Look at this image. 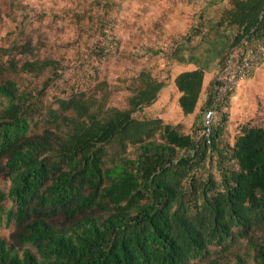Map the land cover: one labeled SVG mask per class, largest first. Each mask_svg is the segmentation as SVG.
<instances>
[{
    "label": "trees",
    "instance_id": "16d2710c",
    "mask_svg": "<svg viewBox=\"0 0 264 264\" xmlns=\"http://www.w3.org/2000/svg\"><path fill=\"white\" fill-rule=\"evenodd\" d=\"M211 24L199 19L170 53L179 63H197L174 79L177 109L193 118L188 133L161 118L137 117L166 85L149 68L128 87L123 109L109 104L106 82L90 94L57 98V107L43 112V91L0 79V177L9 182L0 187V224L12 227L0 238V264H191L208 257L207 264H253L231 252L240 240L264 264V126L241 124L234 143H225L236 85L215 94L230 57L264 39V0H229ZM234 26L198 106L211 56L193 59L184 47ZM16 50L0 46L3 73ZM20 70L44 77L46 88L61 65L31 60ZM208 108L215 116L206 137Z\"/></svg>",
    "mask_w": 264,
    "mask_h": 264
},
{
    "label": "rangeland",
    "instance_id": "374dc122",
    "mask_svg": "<svg viewBox=\"0 0 264 264\" xmlns=\"http://www.w3.org/2000/svg\"><path fill=\"white\" fill-rule=\"evenodd\" d=\"M191 10L183 0H0V46L18 49L4 60L0 79H16L33 93L43 91L39 98L43 112L55 109L57 98L74 91L90 94L97 84L106 82L109 104L123 109L131 94L128 87L141 69L149 68L166 85L158 101L137 117L161 118L188 133L193 118L183 117L177 109L170 53L173 42L192 26ZM45 59L60 62L61 70L43 88L44 77L34 78L20 67L26 61ZM257 90L255 98L246 94L250 98L240 108L242 115L234 112L238 106L233 99L225 143H234L241 124L264 126V84ZM0 187L7 189L9 182L0 177ZM3 205L8 207L10 202ZM11 231L3 220L0 238H8ZM231 252L256 264L242 240L233 244ZM208 259L191 264H207Z\"/></svg>",
    "mask_w": 264,
    "mask_h": 264
},
{
    "label": "crops",
    "instance_id": "0c3cea01",
    "mask_svg": "<svg viewBox=\"0 0 264 264\" xmlns=\"http://www.w3.org/2000/svg\"><path fill=\"white\" fill-rule=\"evenodd\" d=\"M183 1L191 6L192 10L190 13H191V17L193 18L192 26H195L196 23L199 22V19L201 20L208 19L209 26H211L212 25L211 23L215 22L219 18L221 9L224 7L229 8V0H183ZM192 26L190 27V29L192 28ZM236 32H237V28L235 26L226 29L221 27L217 31H211L210 34L204 33L203 36L201 37L200 36L195 37L191 44H188L186 47H184L186 53L190 52V56L194 55V57H192L193 59H195V55L197 54H201V55L204 54L205 56L208 57L211 56L210 58L211 62L208 64V71L205 72L204 75L203 87L198 102V106H200L202 102H204L206 92L208 91L209 83L214 78L215 73L217 71V63L224 54V51L227 50L228 45L231 41V37ZM187 33L188 32H186V34ZM183 43L184 42H182L180 38L179 40L175 41V43L173 44V48L175 46H180ZM217 51H220L221 53L218 52V55L216 56L215 54H217L216 53ZM186 53L185 56L187 57L188 55ZM170 58L173 60L174 71H175V75L171 79L172 82L171 87L175 90L176 89L174 86L175 77L181 72L194 70L196 68L197 63L195 62V60L187 61L185 63H179L172 57ZM262 84H264V60L256 67L251 79L238 82L237 87L235 88V92L231 97L230 106L231 103L234 101L233 99H235L237 101L238 107L237 109L234 110V112L237 115H242L241 110L243 108H241V106L245 105L246 99L250 98V96L246 97V94L252 93L253 95L252 97L255 98L258 91L257 89L258 87H262ZM164 88L161 91V93L164 91ZM176 94L178 97L177 92Z\"/></svg>",
    "mask_w": 264,
    "mask_h": 264
},
{
    "label": "built area",
    "instance_id": "2783aa9c",
    "mask_svg": "<svg viewBox=\"0 0 264 264\" xmlns=\"http://www.w3.org/2000/svg\"><path fill=\"white\" fill-rule=\"evenodd\" d=\"M264 59V39L249 45L241 57L231 56L227 67L219 73L216 78L215 94L217 99L221 98L228 90L237 85L238 82L246 80L249 74L256 69L260 61ZM215 111L206 109L203 114L204 136H209L213 124Z\"/></svg>",
    "mask_w": 264,
    "mask_h": 264
}]
</instances>
